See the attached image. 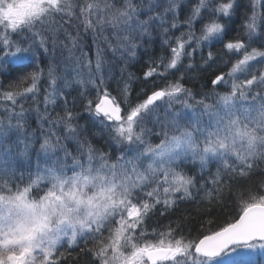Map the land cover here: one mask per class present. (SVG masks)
<instances>
[{
	"label": "snow or ice",
	"instance_id": "snow-or-ice-1",
	"mask_svg": "<svg viewBox=\"0 0 264 264\" xmlns=\"http://www.w3.org/2000/svg\"><path fill=\"white\" fill-rule=\"evenodd\" d=\"M0 77V264H264V0H0Z\"/></svg>",
	"mask_w": 264,
	"mask_h": 264
},
{
	"label": "trees",
	"instance_id": "trees-1",
	"mask_svg": "<svg viewBox=\"0 0 264 264\" xmlns=\"http://www.w3.org/2000/svg\"><path fill=\"white\" fill-rule=\"evenodd\" d=\"M245 3H247V0H245ZM237 27H239V24L236 25ZM176 35H179V33H176ZM220 50V46L217 45V49H215L214 51H218ZM162 55H166V53L163 51V49H161L160 47H155L152 51H150L149 55H145L142 57V62L140 65H137L135 67H131L129 68V71L134 73L135 76H139L141 77V79H143L142 77V68L144 67V64H146L147 62H149V57H159V56H162ZM221 55L224 56V59L225 61L229 58L228 55L224 52H221ZM200 60V57L199 56H196L195 58V61L196 62H199ZM201 73H194L193 75H197V77L200 75ZM2 78V77H0ZM186 79H188V77H185ZM171 79V77H170ZM159 83V81H158ZM197 83V81L195 80H191V79H188V83H187V87L189 88H194V85ZM199 83H203V81H199ZM132 87L135 89V92L133 93V99L135 100V96H136V93H140L141 95L143 94L144 91H147L148 89L146 87H144L143 85H140V84H137V83H134L132 85ZM219 91H225L226 89H218ZM71 99V97H70ZM26 107L28 106L27 104L25 105ZM34 120V116L33 117H30L29 118V125L31 126V128H35L36 127V124L33 122ZM86 121H81V123H85ZM154 142H158V141H154ZM102 146V145H101ZM109 148H110V145H109ZM105 150H108V149H105ZM214 171V169H213ZM193 174L195 175L196 174V171L194 170L193 171ZM185 208H189V210H191L192 207H195V206H184ZM194 215V213H193Z\"/></svg>",
	"mask_w": 264,
	"mask_h": 264
}]
</instances>
